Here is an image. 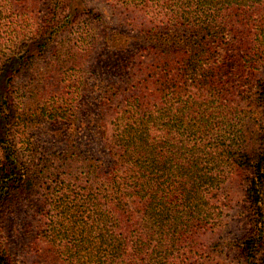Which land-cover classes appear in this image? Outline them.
Returning <instances> with one entry per match:
<instances>
[{"label": "trees", "instance_id": "16d2710c", "mask_svg": "<svg viewBox=\"0 0 264 264\" xmlns=\"http://www.w3.org/2000/svg\"><path fill=\"white\" fill-rule=\"evenodd\" d=\"M117 1L150 9L129 77H91L86 30L21 99L14 79L57 28L22 42L0 6V264H13L2 220L19 203L34 221L30 264H221L229 252L264 264V0ZM236 171L249 231L206 240Z\"/></svg>", "mask_w": 264, "mask_h": 264}, {"label": "rangeland", "instance_id": "374dc122", "mask_svg": "<svg viewBox=\"0 0 264 264\" xmlns=\"http://www.w3.org/2000/svg\"><path fill=\"white\" fill-rule=\"evenodd\" d=\"M59 2L60 7L57 8L56 0H1L3 16L9 22L8 26L11 25L16 33L20 34L19 38L22 42H26L30 37L35 38V32L41 34L51 26L57 28L37 69L20 72L14 79L17 90L13 88L20 99L22 98L21 89L28 88L35 82L38 73L50 65L57 49L62 46L65 48L68 42L73 41V38L84 37L86 30L95 38L94 49L86 63V69L92 78H95L94 74L95 76L113 74L115 79L118 77L126 80L132 73L134 54L142 46L141 30L147 29L149 23V7L145 10H134L132 6L126 9L117 0H60ZM72 8L74 10H71ZM95 15L98 16L96 20ZM105 37H112L114 42L118 41L116 53L119 59L117 56L106 55ZM100 59L112 65L118 61V66L111 67L110 70L100 69L98 68L100 63L96 64ZM260 72L264 73L263 70ZM37 88L47 89L45 85ZM52 92L50 93L51 98L54 97L51 95ZM85 104L95 106L96 102L90 100ZM48 128L47 125L43 132L48 134ZM36 133H39V128L36 129ZM81 133L84 135V132ZM17 144L21 153L20 142L18 141ZM244 190L243 175L239 171L233 172L224 185L227 199L223 207L221 226L213 233L207 234L206 240H234L248 233ZM2 223L1 240L13 264H30L34 256L28 250V236L31 230L30 225H34L33 219L25 217L21 210V203H19L2 220ZM224 256L218 255L217 261L221 264H240L232 252L228 253L227 258Z\"/></svg>", "mask_w": 264, "mask_h": 264}]
</instances>
